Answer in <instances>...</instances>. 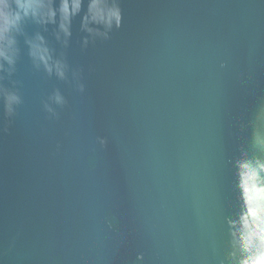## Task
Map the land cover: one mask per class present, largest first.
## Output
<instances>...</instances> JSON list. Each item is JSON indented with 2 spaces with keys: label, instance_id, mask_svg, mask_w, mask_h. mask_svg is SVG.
Wrapping results in <instances>:
<instances>
[{
  "label": "water",
  "instance_id": "obj_1",
  "mask_svg": "<svg viewBox=\"0 0 264 264\" xmlns=\"http://www.w3.org/2000/svg\"><path fill=\"white\" fill-rule=\"evenodd\" d=\"M48 2L54 22L23 19L0 61V264H237L264 0H108L111 29L81 0L67 36Z\"/></svg>",
  "mask_w": 264,
  "mask_h": 264
},
{
  "label": "clouds",
  "instance_id": "obj_2",
  "mask_svg": "<svg viewBox=\"0 0 264 264\" xmlns=\"http://www.w3.org/2000/svg\"><path fill=\"white\" fill-rule=\"evenodd\" d=\"M80 7L81 0H71V5L69 0H62L59 10L62 17L60 27L65 36L70 35L68 31L70 18L80 11ZM55 16L56 11L48 0H0V61L13 65L15 41L12 33L19 30L23 19L31 17L38 22L46 23L54 22ZM121 19L122 14L118 5L109 4L108 0H90L85 25L90 21L111 29L113 23L120 27ZM32 54L51 73L48 50L33 45ZM55 68L57 75L63 77V66L57 63ZM13 103H19V98L6 94L7 114L11 113ZM238 168L244 211L239 220V229L233 233L234 244L240 252L237 264H264V162L245 160L238 164Z\"/></svg>",
  "mask_w": 264,
  "mask_h": 264
}]
</instances>
